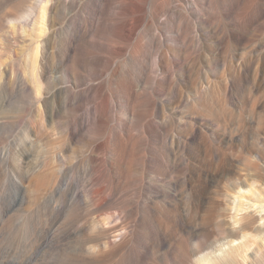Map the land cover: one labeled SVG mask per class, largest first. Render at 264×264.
<instances>
[{
	"label": "bare ground",
	"instance_id": "6f19581e",
	"mask_svg": "<svg viewBox=\"0 0 264 264\" xmlns=\"http://www.w3.org/2000/svg\"><path fill=\"white\" fill-rule=\"evenodd\" d=\"M62 2L65 11L56 12L57 0H47L36 20L24 22L36 29L31 41L36 57L20 70L18 85L31 108L44 113L48 127H62L67 146L81 141L93 158L96 139L106 132L101 143L126 184L172 174L169 150L179 137L183 147L200 140L196 147L204 152L209 143L202 138L208 132L229 142L235 130L249 133L243 127L247 118L264 146V0ZM62 30L61 48L55 38ZM97 77L102 81L94 84ZM87 103L91 106L85 108ZM60 109H67L65 121L58 118ZM240 138L244 142L242 134ZM262 146L253 150L255 159L244 158L252 173L220 191L224 208L218 220L204 213V196L195 192L191 207H173L169 217L178 226L171 236L149 202L136 200L128 225L120 210L97 216L88 256L117 247V237L131 242L128 247L146 238L144 253L124 263L126 255L119 256L113 264H264ZM133 161L143 168L132 170ZM227 161L230 165V157ZM228 165H217L224 179L231 172ZM108 183L106 194L89 195L96 210L104 209L117 191L119 181ZM164 208H159L160 216ZM185 222L206 237L193 242L190 235L183 236Z\"/></svg>",
	"mask_w": 264,
	"mask_h": 264
},
{
	"label": "rangeland",
	"instance_id": "374dc122",
	"mask_svg": "<svg viewBox=\"0 0 264 264\" xmlns=\"http://www.w3.org/2000/svg\"><path fill=\"white\" fill-rule=\"evenodd\" d=\"M46 1L0 0V264H113L116 258L126 255L124 263L145 252L146 238L128 247L131 242L117 237V247L101 252L95 258L88 256L86 248L92 242L89 236L99 214L120 210L125 215L122 220L128 225L136 212V200L149 202L155 219L161 220L162 217L171 236L177 235L178 226L174 224V228V221L169 217L173 207H191L195 192H202L204 196V204L207 205L204 213L214 214L218 220L217 214H221L224 208L220 191L234 184L235 178H245L252 173L244 158L255 159L253 150L262 146L255 134L254 121L247 118L243 127L249 133L244 134L241 128L235 130L229 142L208 132L209 137L202 138L209 143L204 152L196 147L200 140L188 141L183 147L179 137L169 150V158L173 161L172 174L154 182L126 184L124 178L119 177L121 174L112 169L113 157L101 143L106 132L97 137L98 150L93 158H88L86 146L81 141L67 146L63 141L62 127H48L44 113L37 112L36 106L31 108L30 98L18 85L20 70L28 67L36 57L35 45L31 43L36 29L23 24L36 20ZM62 1L57 0L56 12L66 10ZM47 19L48 13L43 21L45 27ZM63 33V30L59 31L55 38L61 48ZM211 65L213 75L216 65L214 62ZM101 81L102 78L97 77L93 83ZM88 105L91 106L87 103L85 108ZM60 110L58 118L65 121L67 109ZM116 111L120 113L118 108ZM256 140L259 144L255 143ZM262 148L264 162V146ZM24 151L30 153L28 158ZM223 164L231 168L226 179L218 172L217 165ZM131 167L134 171L143 168L138 161H133ZM57 176H61L60 181L56 180ZM109 181H119L114 190L118 193L116 191L104 209L96 210L89 195L100 197L106 194ZM206 187L207 191H204ZM74 193H78L75 199ZM70 200L74 202L71 208L68 207ZM63 202H66L65 209L60 208ZM161 206L167 210H163L162 216L159 214ZM210 206L212 209L208 208ZM186 214L183 211V220ZM184 224L183 236L190 235L191 241L206 237L205 231L201 234L199 229L187 225V222ZM210 228L214 226L210 224Z\"/></svg>",
	"mask_w": 264,
	"mask_h": 264
}]
</instances>
